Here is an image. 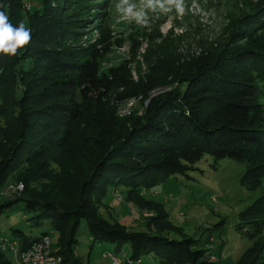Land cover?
Segmentation results:
<instances>
[{
	"label": "trees",
	"instance_id": "1",
	"mask_svg": "<svg viewBox=\"0 0 264 264\" xmlns=\"http://www.w3.org/2000/svg\"><path fill=\"white\" fill-rule=\"evenodd\" d=\"M113 1L42 0L28 23L30 43L15 56L0 54V121L10 128H0V191L8 178L24 169L30 171L22 179L26 189L66 178L76 197L66 209L29 188L30 193L13 199L0 195V220L21 203L25 221L18 223L24 225L8 228L18 241V252L50 239V232L31 234L32 228L48 226L57 237L54 255L63 264H83L74 251L84 226L95 244L113 245L117 252L129 245L132 260L154 254L172 264H205L207 253L196 249V240L169 237L177 229L161 204L147 200L149 207L155 206V217L147 230L129 232L102 218L92 201L101 204L118 187L137 197L171 176L195 170L207 155L216 163L231 158L248 164L242 178L247 188L264 179V0L240 4L250 8L237 21L244 25L239 34L246 38L243 46L192 59L185 68L163 66L157 71L158 66H152L147 78L138 82L132 65L139 42L132 46L130 59L106 71L101 62L111 44L104 39L80 42L85 34L78 28L86 26L89 16L103 15ZM0 4L13 25L23 21V0ZM156 47L161 44L152 43L148 52ZM172 84L171 90L152 95ZM138 98L149 100L143 115L135 111L119 118L117 107ZM84 143L88 169L72 180L61 166L70 163L71 173L68 158L73 155L68 154ZM239 220L255 229L248 238L264 232V195L242 211ZM263 245L262 240L254 242L237 264H264ZM0 264H8L1 252Z\"/></svg>",
	"mask_w": 264,
	"mask_h": 264
},
{
	"label": "rangeland",
	"instance_id": "2",
	"mask_svg": "<svg viewBox=\"0 0 264 264\" xmlns=\"http://www.w3.org/2000/svg\"><path fill=\"white\" fill-rule=\"evenodd\" d=\"M243 1L183 0V4L187 3L182 4V11H179L175 4L168 3L164 4L161 11L159 6L150 7L148 0H127L126 3L123 0H114L103 15H96L94 18L89 16L86 26L78 28L85 34L80 42L98 43L104 39L111 44L110 53L101 62L103 71L130 59L132 46L139 42L132 65V75L138 82L147 78L152 66H158L155 69L157 71H161L163 66L170 69L182 66L185 68L192 59L221 54L228 49H235L237 45L243 46L246 38L240 37L239 34L244 25L237 21L250 9L241 7ZM259 1L255 0L253 4ZM41 4L42 0H23V22L27 26ZM118 5L121 10H118ZM130 6L132 13L126 14L122 9ZM137 13L140 14L139 17L136 16ZM71 42L72 39L67 41L68 44ZM152 43L153 47L158 44H161V47L148 52ZM121 48H125V51H120ZM20 66L26 67L24 64ZM253 77L258 80L263 78ZM173 87L172 84L157 88L152 95L169 91ZM148 101L143 103L138 98L122 104L116 109L118 117H129L135 111L142 116ZM5 126L0 121V128ZM6 130L10 128L6 126ZM85 146L84 143L68 154L73 155L72 159L68 158L74 169L71 173L68 172L70 163L61 166L66 176L72 180H79L81 172L88 169L89 159L85 154ZM61 167L54 166L63 171ZM248 167V164L231 158L216 163L213 156L207 155L194 165L195 170L171 176L156 187L139 193L137 197L130 194L128 188L118 187L105 196L101 204L92 202L102 218L109 223L125 227L129 232L147 230L149 220L156 215V211L152 210L155 206L149 207L147 200L159 203L169 214L173 227L177 229H174L169 237L181 240L186 235L196 240V249L207 253V257L202 261L205 264H237L241 255L252 247L254 242L262 240L264 244V232L257 231L253 238H248L255 229L239 220L240 213L264 195L263 178L259 183L254 181L250 188L242 183ZM35 171L33 170V173ZM27 172L24 173L22 169L8 178L0 191L1 197L13 199L32 190V194H42L45 198L59 201L66 209L75 201L74 191L68 190V179L61 180V183L56 181L57 179L42 181L41 186L34 183L28 190L22 181L29 175ZM43 187L45 189L41 192ZM22 206L21 203L13 206L0 220V252L8 264H30L20 260L18 241L8 233L10 226L24 225L23 222L18 223L24 220ZM44 231L52 233L51 251L56 253L58 248L54 249V246L56 247L57 237L51 227L32 228L31 234L37 236ZM130 254L129 245L117 252L113 245L93 243L86 226L78 235V245L74 251V255L79 257L83 264H113L110 255L125 261ZM141 263L172 264L158 259L154 254L142 258Z\"/></svg>",
	"mask_w": 264,
	"mask_h": 264
},
{
	"label": "clouds",
	"instance_id": "3",
	"mask_svg": "<svg viewBox=\"0 0 264 264\" xmlns=\"http://www.w3.org/2000/svg\"><path fill=\"white\" fill-rule=\"evenodd\" d=\"M127 2V0H123ZM175 4L179 11H182L183 0H148V5L164 7V4ZM5 5L0 4V8H4ZM118 10L120 6H117ZM126 14L132 13V7L122 9ZM139 13L136 14L139 17ZM31 41V29L21 21L18 26L13 25L6 11H0V54L5 55H17V50L28 45Z\"/></svg>",
	"mask_w": 264,
	"mask_h": 264
},
{
	"label": "built area",
	"instance_id": "4",
	"mask_svg": "<svg viewBox=\"0 0 264 264\" xmlns=\"http://www.w3.org/2000/svg\"><path fill=\"white\" fill-rule=\"evenodd\" d=\"M120 51H125L121 48ZM52 250V243L49 238H45L33 244V246L20 254V260L24 263L30 264H63L61 257L54 255ZM113 259V264H141V260H132L130 258L122 259L110 256Z\"/></svg>",
	"mask_w": 264,
	"mask_h": 264
},
{
	"label": "crops",
	"instance_id": "5",
	"mask_svg": "<svg viewBox=\"0 0 264 264\" xmlns=\"http://www.w3.org/2000/svg\"><path fill=\"white\" fill-rule=\"evenodd\" d=\"M142 264V263H141Z\"/></svg>",
	"mask_w": 264,
	"mask_h": 264
}]
</instances>
